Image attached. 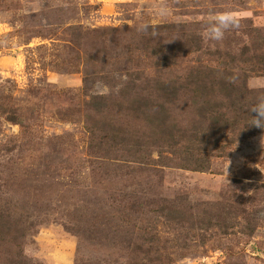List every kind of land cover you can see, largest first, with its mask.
<instances>
[{
    "label": "rangeland",
    "instance_id": "1",
    "mask_svg": "<svg viewBox=\"0 0 264 264\" xmlns=\"http://www.w3.org/2000/svg\"><path fill=\"white\" fill-rule=\"evenodd\" d=\"M199 72L264 97V0H0V264H264V130Z\"/></svg>",
    "mask_w": 264,
    "mask_h": 264
},
{
    "label": "trees",
    "instance_id": "2",
    "mask_svg": "<svg viewBox=\"0 0 264 264\" xmlns=\"http://www.w3.org/2000/svg\"><path fill=\"white\" fill-rule=\"evenodd\" d=\"M209 73L211 74L212 73V70H210ZM202 74L203 73L199 72V76H196L197 79H194L193 80V83H192V84H194V86L196 88H198L197 89L198 91L195 90L194 93L195 94L199 93V97L202 100V104L203 105H207L206 103H208L206 97L207 96H210V93H211V89L209 88V85L214 86V88H218V87L219 88H222L223 87L224 89L229 90V92H228V95L229 96H227L225 93H223V94L231 102L230 103V108H231V115L233 116V121H234L233 124L236 123V125H237V123H243V124L248 123L250 121V119H251V112H250L251 107L249 106V110L246 109L245 105L247 103L245 104V101L243 100L244 99L243 98V95H241L240 92L236 91V84L237 83L235 82V80L234 81L232 80L231 82H229V81L226 82V81H223L225 79V77L224 76H221L222 78H220V79H217V77H216L215 78V81L213 83H211L209 81L210 84L207 85L204 82V80L202 79L203 77H206V76H202ZM159 86L160 87L166 86V88L164 89V91L166 90L165 93L169 92L167 96H168V98L170 100L173 99L174 95L178 91L177 89L179 88V86L169 85L168 82H166L164 84L163 83H160ZM211 88H213V87H211ZM183 89H185V88H183ZM230 95H232V96H230ZM242 102H244V103H242ZM208 105H209V107L212 110H210L209 107H208V109H205V111L208 112L209 117H210V118L207 119V121H208L207 123L213 124V123H216V122H218V123L219 122L220 123L226 122V120H224L225 119V116H226L225 113H221L220 111H217V110L214 109V107H215L216 104L215 105L208 104ZM161 106L163 108H162V112L159 113V116L158 115H156V116L154 115V126H156V125L159 126V124L162 123L163 124L162 125V128H165L166 129V127L168 126V123H169L168 122L169 112L165 109V107H164L163 104H160L159 105V108H158L159 110L161 109ZM92 108L95 111L100 112L99 109L94 108V107H92ZM219 113H221V114H219ZM202 117H204V116H202ZM204 118H206V117H204ZM212 118H214V119H212ZM230 125L231 124H229L228 126H230ZM251 127L252 128H256L254 126H251ZM256 129H259V128H256ZM259 130H261V129H259Z\"/></svg>",
    "mask_w": 264,
    "mask_h": 264
},
{
    "label": "clouds",
    "instance_id": "3",
    "mask_svg": "<svg viewBox=\"0 0 264 264\" xmlns=\"http://www.w3.org/2000/svg\"><path fill=\"white\" fill-rule=\"evenodd\" d=\"M160 14L164 15L166 13L161 10ZM149 27L150 24L148 22H142L137 26V31H147ZM237 27H239V17L232 11H221L211 17L204 35L207 39L221 41L227 30ZM98 87H101V90L105 93L108 91L106 86L98 85ZM250 112L251 119L248 126L264 130V97L258 99L257 103L251 107ZM261 142H264V137H262Z\"/></svg>",
    "mask_w": 264,
    "mask_h": 264
}]
</instances>
